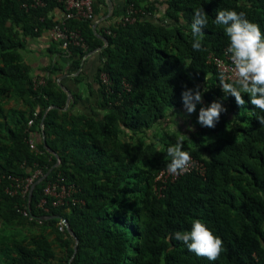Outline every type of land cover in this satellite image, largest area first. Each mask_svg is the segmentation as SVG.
I'll return each instance as SVG.
<instances>
[{
    "label": "trees",
    "instance_id": "trees-1",
    "mask_svg": "<svg viewBox=\"0 0 264 264\" xmlns=\"http://www.w3.org/2000/svg\"><path fill=\"white\" fill-rule=\"evenodd\" d=\"M31 1L0 0V219L6 225L47 228L56 227L60 220L51 217L57 216L66 235L58 238L63 255H56L44 232L29 238L13 234L0 243V264H264V127L257 121L264 112L246 93L240 107L222 92L216 60L225 59L229 41L224 27L214 23L217 10H234L264 32V0H166L165 20L151 22L140 15L132 24L100 29L77 17L67 20L87 47L67 48L74 80L82 75L85 56L98 60L94 83L100 118L73 112L81 97L56 83L63 70L57 60L44 66L42 84L33 80L21 52L57 23L50 13L64 12V6L40 0L41 7H23ZM145 1L126 0L122 16L129 6L153 14L157 9ZM196 9L208 16L199 51L192 48ZM197 87L207 106L216 101L227 109L215 128L201 130L202 137L192 135L191 146L183 148L204 173L193 169L157 180L175 141L159 133L147 143L120 136L154 132L170 110L183 108L182 91ZM11 95L23 111L4 112L2 101ZM228 128L236 134H226ZM208 134L216 136L208 139ZM30 138L35 152L27 144ZM36 169L41 175L35 181L49 174L30 196L22 194L17 181ZM57 178L74 186L76 203L44 213L37 204L44 187ZM196 219L222 239L218 260L198 257L174 238L190 231Z\"/></svg>",
    "mask_w": 264,
    "mask_h": 264
},
{
    "label": "clouds",
    "instance_id": "clouds-1",
    "mask_svg": "<svg viewBox=\"0 0 264 264\" xmlns=\"http://www.w3.org/2000/svg\"><path fill=\"white\" fill-rule=\"evenodd\" d=\"M208 23V16L203 9H196L191 24L194 38L192 48L201 50L203 31ZM214 23L224 27V33L229 41L227 53L234 66L235 79L227 82L223 73L219 75L220 87L223 93L235 98L238 106H243L245 100L242 93L250 98V103L256 109L264 112V32L257 23L246 18L244 12L234 10H217ZM181 101L188 115L196 112L197 104H202V93L196 89H185L181 93ZM227 109L220 102L213 101L208 106H202L198 112L197 123L201 127L215 128L221 113ZM257 121L264 127V116H257ZM189 131H194L189 128ZM187 136L180 134L175 143L167 148L170 163L167 164L169 174H179L187 170L191 162V155L183 150ZM174 238L182 241L190 252L209 261H216L223 251V241L213 234L199 219L192 221L190 231L176 232Z\"/></svg>",
    "mask_w": 264,
    "mask_h": 264
},
{
    "label": "rangeland",
    "instance_id": "rangeland-1",
    "mask_svg": "<svg viewBox=\"0 0 264 264\" xmlns=\"http://www.w3.org/2000/svg\"><path fill=\"white\" fill-rule=\"evenodd\" d=\"M161 1H164V0H161ZM99 2L101 4H103L101 2V0H99ZM155 3H160V2H158V0H155ZM143 4L147 5L148 4L147 0L145 2H143ZM121 13L122 12H119V16H118L119 18L122 17ZM163 14H164V9H161L160 12H157V16H158L157 19L158 20H160V19L165 20V18L163 17ZM48 38H49V42L51 45L50 47H52V49L54 51H56V49L58 50V51H56L57 56H58L57 59L58 58L60 59L63 57H68V53L65 50L60 49L56 43L52 42V40L50 38V34H49ZM36 41H38V39L34 40V41H28V48L31 45H35L34 43H36ZM33 50L32 51H30V50L22 51L21 53H22L23 59L25 61H28L29 63H31L33 65V68L37 67L36 69H34V71H31V76L33 77V80L35 81V83L38 84L40 82H43L41 79L42 74H40V73H43L44 66L40 65V70H38L39 65H37L36 63H38L40 61L41 56L38 55V53H36L35 50L34 51ZM88 67L92 70L90 73H93V74L87 75L86 73H84V71H86V69ZM96 68L93 67L90 62L88 63V60H87V62L83 63L81 71H79V74L80 73L82 74L79 77V80H77V81L74 80L75 77H73V76L77 75V73H75L73 76L68 77L69 80L67 83H69L68 86H70L69 88L72 91V93L80 95L81 100L79 101V104L82 102H87V104L93 103L94 99H97L96 104H95V107L97 110L98 109L97 108L98 96L95 94H92L90 96V94H89V93H91L90 90H92L94 85L92 87V83H88V81H89L88 78L93 80V81L95 80L94 73L96 71ZM51 76L54 77V75H51ZM56 83L58 85H61L62 87H65L64 82H62V80H57ZM94 91H95V89H94ZM202 106H207V105L203 101H202V104H197L196 112L191 114V115H188L186 113V111L184 110V108L173 109L172 111L170 110L168 112L166 122L162 126L153 130L154 132L148 131V132H146L145 135L138 133L137 135H134V136L130 135L129 132H126L125 133L126 135L123 134L120 137L122 140L129 141L130 143H135L138 139L144 140L147 143L153 137V134H155V133H159L160 135H167L169 137V139H171L173 141H176L177 137L180 134H183V135L188 137V139L184 140V146L190 147L191 144L188 143V141L192 137V135L197 136V137H202L203 134L200 135V131L209 129V128L201 127L197 123L198 112H199L200 107H202ZM2 107H3L4 112H9L11 110H19V111L24 110L21 102L16 98L15 95H11V96L6 97L2 101ZM75 109H76V106L73 109L74 113L76 111ZM76 113H80V112L76 111ZM86 114H89V115L92 114V116L97 117V115H94L95 114L94 112L86 113ZM102 115H103V113L101 114V116ZM189 128H193L194 131H189L188 130ZM231 133H232V136H234L236 134L234 130L228 128V131L226 132V134L231 135ZM215 136H216L215 134H208L207 138L213 139ZM131 205L134 206L135 202H131ZM40 232H44L48 236L55 254L56 255H60V254L63 255L62 249L59 246L58 238L66 235V234H64L62 231L59 230L58 224H56V227H47V228H41L38 226L28 225V224L6 225V224H4L3 220L0 219V243H1V241L6 242L7 241L6 239L10 238L11 235H13V234L14 235L15 234L22 235V236H26L29 238L30 236L35 235L36 233H40Z\"/></svg>",
    "mask_w": 264,
    "mask_h": 264
},
{
    "label": "built area",
    "instance_id": "built-area-1",
    "mask_svg": "<svg viewBox=\"0 0 264 264\" xmlns=\"http://www.w3.org/2000/svg\"><path fill=\"white\" fill-rule=\"evenodd\" d=\"M57 3L63 4L64 6V12L63 17L61 19L57 20V23L49 30L50 38L52 42L56 43L59 45L63 50L67 51V48L69 45H73L76 47L81 48L82 50H86V44L79 34L78 31L69 29L66 26V21L73 19L75 17L80 18L85 21H89L93 24V29H100L103 28V26H100V22L97 20L96 15H95V1L96 0H54ZM44 3L41 2L40 0H32L28 4H24L23 7H38V6H43ZM141 15V16H140ZM137 16H140V19H146L148 21L153 20V15L152 13H144L143 11L135 10L132 6H129L125 10V14L120 18L118 22L122 24H132L135 21H137ZM156 22V21H155ZM104 32L107 35H111V32L106 29ZM90 55V54H89ZM85 56V58H87ZM226 61H229L228 63ZM217 68L220 71V73H223L225 76V79H228L229 81H233L235 79V71H234V66L232 65L230 59H229V54L226 51L225 59L224 60H216ZM101 80L104 83H107V77L106 75H101ZM39 84H42L40 82ZM32 125V120L28 121V126ZM41 132L43 130V125H40ZM27 144L29 146V149L31 151H36V146L32 138L27 140ZM196 170L199 171L201 175L204 173V168L201 163H198L196 161H193L191 159L190 164L187 167V170L185 172H189L191 170ZM179 173L176 175L169 174L167 172V169L162 171L157 180L160 179H175L178 175L183 174ZM41 175V170L36 169L31 177H28L24 179V181L20 182L17 181V184L15 185L16 189H21L22 194L28 193L29 195L31 194L33 190V185L37 181H35L39 176ZM43 177V176H42ZM35 181V182H34ZM7 192L9 194H12L11 191ZM75 193V188L73 185H65L63 183L62 178H57L56 181L48 183L44 189H43V198L38 202L37 207L42 210L44 213H48L50 210V207L52 208H58L60 206H63L65 204H68V201H71L72 204L76 203V200L72 198V195ZM49 198L50 200H47ZM22 215L24 217H28V213L26 211H22ZM58 228L60 231H64L65 228V222L64 220H60L58 223Z\"/></svg>",
    "mask_w": 264,
    "mask_h": 264
},
{
    "label": "crops",
    "instance_id": "crops-1",
    "mask_svg": "<svg viewBox=\"0 0 264 264\" xmlns=\"http://www.w3.org/2000/svg\"><path fill=\"white\" fill-rule=\"evenodd\" d=\"M125 1L126 0H110V3H108L105 0V3L101 4L99 2V0H96L95 1V15H96L97 20L100 22L99 27L116 25L118 23V21L120 20V18L118 16H113L112 14L114 13V15H115V14H118L119 12H121L124 8ZM164 1L158 0V2H160V3H155V0H147V3L151 2L150 4L155 6V8L157 9L152 14L153 19H155L156 22H157V17H158L157 12H160L161 9H164V4H163ZM62 15H63V13L58 9H55L50 13V16L54 20L61 19L63 17ZM151 22H153V20H151ZM48 36H49V31L44 33L40 38H37L38 41H36V43H34L35 45H31L29 48L28 47L27 48L30 51H32L34 49L36 51V53H38V55L41 56L40 61L38 63H36L37 65H39L38 70H40V65L45 66L48 62L57 60L61 64L62 69H63L62 71L57 72L58 80H62V82H64L65 87L70 90V88H69L70 86H68L69 83H67L69 80L68 77H71L74 75L73 73L70 72L71 71L70 59H69V57H63V58L57 59V57H58L57 52L54 51L52 49V47H50L51 45H50ZM37 39H34V40H37ZM34 40H30V41H34ZM89 62L95 68L98 67V65H99L98 60L95 57V55H91V54L88 55V63ZM31 66H32V71H34V69L37 68V67L33 68L32 64H31ZM91 71L92 70L88 67L86 69V71H84V73H86L87 75L93 74V73H90ZM88 80H89L88 83H92V87L94 85V87L92 88L93 94L97 95V93H98L97 85L94 83L93 80H91L89 78H88ZM94 89H95V91H94ZM89 94H90V96L92 95L91 93H89ZM96 100L97 99H94L93 103H88V104H87V102H82L80 104L78 103L76 105L75 110L82 113V114L94 112L95 113L94 115H97V118H100L102 112L99 109L96 110V107H95ZM76 111H75V113H76Z\"/></svg>",
    "mask_w": 264,
    "mask_h": 264
},
{
    "label": "water",
    "instance_id": "water-1",
    "mask_svg": "<svg viewBox=\"0 0 264 264\" xmlns=\"http://www.w3.org/2000/svg\"><path fill=\"white\" fill-rule=\"evenodd\" d=\"M108 3H110V0H106ZM65 92L67 93V96H68V99H67V103L69 102V100H70V94L68 93V91L65 89ZM49 173H47L46 175H44L40 180H38L34 185H33V188L36 186V184L37 183H39L41 180H43L45 177H47V175H48ZM30 196V195H29ZM51 218H57V219H59V220H63V219H61L60 217H57V216H55V217H51Z\"/></svg>",
    "mask_w": 264,
    "mask_h": 264
}]
</instances>
